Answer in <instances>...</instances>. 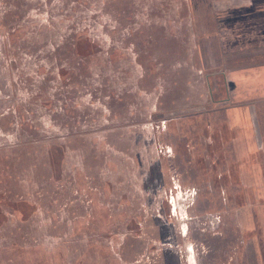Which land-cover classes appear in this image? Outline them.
<instances>
[{
    "label": "rangeland",
    "instance_id": "obj_1",
    "mask_svg": "<svg viewBox=\"0 0 264 264\" xmlns=\"http://www.w3.org/2000/svg\"><path fill=\"white\" fill-rule=\"evenodd\" d=\"M190 9L0 0V264H262L264 148L234 152L236 50Z\"/></svg>",
    "mask_w": 264,
    "mask_h": 264
},
{
    "label": "crops",
    "instance_id": "obj_2",
    "mask_svg": "<svg viewBox=\"0 0 264 264\" xmlns=\"http://www.w3.org/2000/svg\"><path fill=\"white\" fill-rule=\"evenodd\" d=\"M190 12L202 18L200 31L217 34V48L228 46L236 50L228 64L238 66V71L234 67L232 73H225L220 68L209 76L226 81L234 97L233 104L221 106L228 127L236 130L230 141L236 145L234 152L237 156H262L258 153L261 147L264 148V121L260 119L264 114V68L254 70L251 67L264 65V0H200V10L190 9ZM229 37H232L231 44H228ZM259 57L262 59L258 60ZM221 64L224 65L223 60ZM246 65L250 67L243 70ZM224 86L226 88L225 83ZM226 100L229 102V98ZM222 101L225 100H218L216 104ZM237 226L240 234L241 229H248L250 224ZM253 229L256 227L248 230ZM259 257L264 264V254Z\"/></svg>",
    "mask_w": 264,
    "mask_h": 264
}]
</instances>
